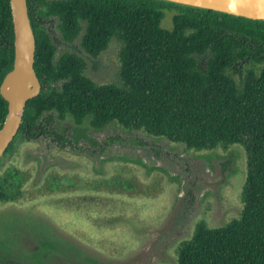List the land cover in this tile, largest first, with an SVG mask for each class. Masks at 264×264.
<instances>
[{"label":"trees","instance_id":"1","mask_svg":"<svg viewBox=\"0 0 264 264\" xmlns=\"http://www.w3.org/2000/svg\"><path fill=\"white\" fill-rule=\"evenodd\" d=\"M36 37L40 95L27 103L18 139L57 136L51 112L102 131L111 124L165 138L189 150L242 146L247 155L243 209L221 228L196 226L178 250V264H264V21L162 0H27ZM173 11L172 30L164 12ZM73 43L94 59L113 41L122 43V87L86 76V61L63 53ZM10 0H0V86L14 62ZM61 84V87L58 86ZM8 103L0 95V129ZM125 143L109 138L106 146ZM144 145V144H143ZM105 146V147H106ZM3 157V158H4ZM2 158V159H3ZM0 160V205L25 201L31 177Z\"/></svg>","mask_w":264,"mask_h":264},{"label":"rangeland","instance_id":"2","mask_svg":"<svg viewBox=\"0 0 264 264\" xmlns=\"http://www.w3.org/2000/svg\"><path fill=\"white\" fill-rule=\"evenodd\" d=\"M174 15L164 12V30H172ZM57 24L55 62L77 53L87 77L122 87L121 42L94 59L80 48L83 32L65 43ZM50 114L49 130L63 142L42 134L18 139L2 159L31 179L25 201L0 205V264H178L198 224L221 228L240 217L242 146L195 151L115 124L96 131L89 120ZM109 138L125 143L106 146Z\"/></svg>","mask_w":264,"mask_h":264},{"label":"water","instance_id":"3","mask_svg":"<svg viewBox=\"0 0 264 264\" xmlns=\"http://www.w3.org/2000/svg\"><path fill=\"white\" fill-rule=\"evenodd\" d=\"M162 1L264 21V0ZM10 5L15 35L14 62L0 86V95L8 103V113L0 129V160L20 131L27 103L42 91L35 71L36 37L27 0H10Z\"/></svg>","mask_w":264,"mask_h":264}]
</instances>
